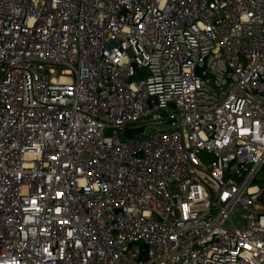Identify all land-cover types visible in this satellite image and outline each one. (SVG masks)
Returning <instances> with one entry per match:
<instances>
[{
    "label": "built area",
    "instance_id": "built-area-1",
    "mask_svg": "<svg viewBox=\"0 0 264 264\" xmlns=\"http://www.w3.org/2000/svg\"><path fill=\"white\" fill-rule=\"evenodd\" d=\"M0 264H264V0H0Z\"/></svg>",
    "mask_w": 264,
    "mask_h": 264
},
{
    "label": "rangeland",
    "instance_id": "rangeland-1",
    "mask_svg": "<svg viewBox=\"0 0 264 264\" xmlns=\"http://www.w3.org/2000/svg\"><path fill=\"white\" fill-rule=\"evenodd\" d=\"M138 78V76L134 77L133 80H136ZM159 131V127H156V126H152V127H148L146 129V135L147 136H152V135H155L157 134ZM201 160L204 162V163H210L212 160H214V157L213 156H210V155H207V154H201L200 156ZM245 216V213H235L233 216H232V220L235 224H237L238 226H242L243 225V218ZM246 226H249L250 222L249 221H246L245 222Z\"/></svg>",
    "mask_w": 264,
    "mask_h": 264
},
{
    "label": "water",
    "instance_id": "water-1",
    "mask_svg": "<svg viewBox=\"0 0 264 264\" xmlns=\"http://www.w3.org/2000/svg\"><path fill=\"white\" fill-rule=\"evenodd\" d=\"M125 136H126L127 138H131V131L126 132Z\"/></svg>",
    "mask_w": 264,
    "mask_h": 264
}]
</instances>
